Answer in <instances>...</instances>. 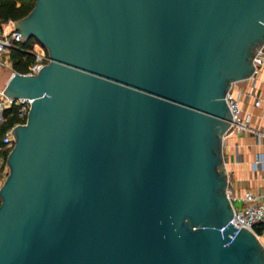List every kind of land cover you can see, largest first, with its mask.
Here are the masks:
<instances>
[{
  "label": "water",
  "instance_id": "1",
  "mask_svg": "<svg viewBox=\"0 0 264 264\" xmlns=\"http://www.w3.org/2000/svg\"><path fill=\"white\" fill-rule=\"evenodd\" d=\"M49 60L0 185V264H264L233 206L225 95L264 43V0H35Z\"/></svg>",
  "mask_w": 264,
  "mask_h": 264
},
{
  "label": "built area",
  "instance_id": "2",
  "mask_svg": "<svg viewBox=\"0 0 264 264\" xmlns=\"http://www.w3.org/2000/svg\"><path fill=\"white\" fill-rule=\"evenodd\" d=\"M23 40L25 39L21 38L20 30L15 28L13 20L6 21L0 25V66L10 68L11 73L14 71L10 58L11 51L13 48L18 47L19 43ZM263 44L258 47L253 55V63L255 65L253 74L258 70L259 65L264 62ZM28 51L34 54V59L28 63L26 73L36 72L49 60V55L44 52L42 45H38V47L32 46L31 48H28ZM249 94L254 95L255 105L264 106V94L256 95L255 86L251 87ZM225 98L232 114V120L228 129L246 128L251 119V113L249 111H243L240 98L233 90V83L227 90ZM31 101L32 98L28 96L9 97L4 92V85L0 86V124L6 119L5 109L12 105L15 108L14 111L16 115L19 117V120L11 124L2 136L3 144L5 147H9V150L14 143L11 130L17 123L26 121ZM263 134V131L258 132V136ZM251 165L254 169L263 170L264 152H256L251 161ZM3 179L4 173H0V185L3 182ZM226 191L230 197L234 210L230 221L237 226L244 225L251 228L256 233L264 247V192L246 190L243 194L236 195L229 186V183ZM236 200L239 201L237 204H235Z\"/></svg>",
  "mask_w": 264,
  "mask_h": 264
},
{
  "label": "crops",
  "instance_id": "3",
  "mask_svg": "<svg viewBox=\"0 0 264 264\" xmlns=\"http://www.w3.org/2000/svg\"><path fill=\"white\" fill-rule=\"evenodd\" d=\"M10 73L11 70L7 73L6 80ZM252 86H255L256 95L264 94V62L252 76L233 82V90L240 98L243 111L251 113L246 128L228 129L222 140L228 183L236 195H241L246 190L264 192V169L257 170L251 165L255 153L264 152V134L258 136L259 131L264 132V106L254 104V95L249 94Z\"/></svg>",
  "mask_w": 264,
  "mask_h": 264
},
{
  "label": "trees",
  "instance_id": "4",
  "mask_svg": "<svg viewBox=\"0 0 264 264\" xmlns=\"http://www.w3.org/2000/svg\"><path fill=\"white\" fill-rule=\"evenodd\" d=\"M35 0H0V25L2 23L22 17L27 14L34 5ZM32 39L21 41L19 46L13 48L10 54L12 60V67L14 70L26 72L28 69V63L34 59V54L28 51V48L32 47ZM44 52L48 54V51L44 45ZM14 106H10L5 109L6 119L0 124V152L6 159L9 147H5L2 141V136L5 130L19 120V117L14 111Z\"/></svg>",
  "mask_w": 264,
  "mask_h": 264
},
{
  "label": "rangeland",
  "instance_id": "5",
  "mask_svg": "<svg viewBox=\"0 0 264 264\" xmlns=\"http://www.w3.org/2000/svg\"><path fill=\"white\" fill-rule=\"evenodd\" d=\"M32 39V46L38 47V45H42V43L34 36H30ZM12 61V60H11ZM10 72V68H7L6 66H0V86H2L5 83V80L7 78V73ZM8 165L6 163V159L0 152V173H4V178L8 172ZM237 204V202H235Z\"/></svg>",
  "mask_w": 264,
  "mask_h": 264
}]
</instances>
